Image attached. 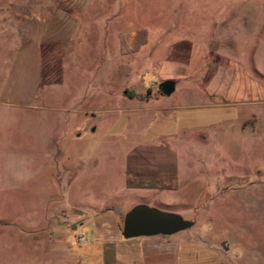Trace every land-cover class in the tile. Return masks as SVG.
<instances>
[{"label":"rangeland","instance_id":"rangeland-1","mask_svg":"<svg viewBox=\"0 0 264 264\" xmlns=\"http://www.w3.org/2000/svg\"><path fill=\"white\" fill-rule=\"evenodd\" d=\"M139 204L194 225L125 240ZM91 251L264 264V0H0V264Z\"/></svg>","mask_w":264,"mask_h":264},{"label":"water","instance_id":"water-1","mask_svg":"<svg viewBox=\"0 0 264 264\" xmlns=\"http://www.w3.org/2000/svg\"><path fill=\"white\" fill-rule=\"evenodd\" d=\"M159 89L167 96L175 91V83L172 80L164 81ZM193 222L183 217L139 204L130 209L124 218L122 237L125 240L143 237L172 236L191 228Z\"/></svg>","mask_w":264,"mask_h":264},{"label":"crops","instance_id":"crops-1","mask_svg":"<svg viewBox=\"0 0 264 264\" xmlns=\"http://www.w3.org/2000/svg\"><path fill=\"white\" fill-rule=\"evenodd\" d=\"M23 92H24V90H22V89H20V91H19V93L21 94H23ZM13 96V95H12ZM132 170L133 171H136V170H134V168L132 167ZM171 171H173V170H171ZM138 176L139 175H137V176H135L137 179H138ZM143 176V179H146V178H148V175L146 174V175H142ZM141 179H142V177H141ZM173 179V178H172ZM152 181L154 182L153 183V185L155 184V186L157 185V180L156 179H154V178H152ZM143 238H150V237H143ZM133 240V239H132ZM95 252V253H94ZM98 253H100V255L103 257V264H108V262H109V259L107 260L106 259V257H104V255H102V252L101 251H91V255H92V257L93 256H96L97 257V255H94V254H98ZM118 257V256H117ZM117 262H119V261H117Z\"/></svg>","mask_w":264,"mask_h":264},{"label":"built area","instance_id":"built-area-1","mask_svg":"<svg viewBox=\"0 0 264 264\" xmlns=\"http://www.w3.org/2000/svg\"><path fill=\"white\" fill-rule=\"evenodd\" d=\"M77 239L81 246H86L91 243V237L85 231H80Z\"/></svg>","mask_w":264,"mask_h":264},{"label":"trees","instance_id":"trees-1","mask_svg":"<svg viewBox=\"0 0 264 264\" xmlns=\"http://www.w3.org/2000/svg\"><path fill=\"white\" fill-rule=\"evenodd\" d=\"M128 95L131 97V98H144L143 96L141 95H137L133 92H128Z\"/></svg>","mask_w":264,"mask_h":264}]
</instances>
